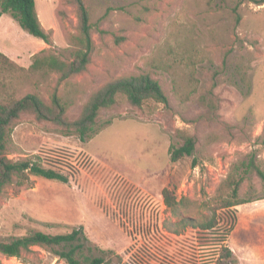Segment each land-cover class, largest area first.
Returning a JSON list of instances; mask_svg holds the SVG:
<instances>
[{"label": "rangeland", "instance_id": "rangeland-1", "mask_svg": "<svg viewBox=\"0 0 264 264\" xmlns=\"http://www.w3.org/2000/svg\"><path fill=\"white\" fill-rule=\"evenodd\" d=\"M87 3L96 44L87 70L63 80L58 73L21 75L18 97L34 92L50 103L56 93L68 104V118L76 120L94 91L147 71L162 84L169 104L139 108L121 96L100 112L95 132L85 140L54 122L23 114L13 127L10 156L65 152L76 170L68 182L31 176L18 192L8 186L0 196V240L82 228L86 250L105 256L104 264H215L219 248L209 241L218 240L225 225L237 261L264 264V181L255 175L240 189L239 197L251 202L241 205L234 224L221 221L214 231L178 224L184 217H210L219 186L252 154L264 169V3ZM36 4L52 44L4 13L0 50L26 68L42 50L74 59L75 5L65 0ZM178 131L195 136L196 145L192 155L172 162L170 149L182 142ZM171 182L181 199L176 213L163 198ZM0 264L69 263L48 248L33 246L21 257L0 253Z\"/></svg>", "mask_w": 264, "mask_h": 264}, {"label": "trees", "instance_id": "trees-1", "mask_svg": "<svg viewBox=\"0 0 264 264\" xmlns=\"http://www.w3.org/2000/svg\"><path fill=\"white\" fill-rule=\"evenodd\" d=\"M253 1L257 4L264 3V0ZM65 3L76 7L77 32L71 35L74 59H64L56 52L42 50L34 55L32 64L26 68L0 50V196L10 185H13L18 192L30 181L31 176L68 182L75 174L76 168L71 161V155L65 152L33 154L17 159L10 156L13 127L23 114H33L38 120L54 122L66 130L76 132L81 139L85 140L95 132L100 112L103 109L112 108L121 96L131 105L139 108L169 104V97L162 84L147 71L116 78L94 91L76 120L68 118V104L56 93L53 94L50 103L34 92L18 97L16 85L21 75L41 74L47 77L52 73H58L60 79L63 80L87 70L96 49L90 8L87 0H65ZM4 13H10L31 35L42 39L49 45L52 44V32L43 27L36 0H0V16ZM61 14L63 17L66 16L63 11ZM237 20H240L239 15ZM177 134L182 142L179 146L171 147L172 162L192 155L196 145L195 136L184 131H178ZM261 143L264 145V137ZM253 175L264 181V169L257 162L255 154H252L248 161L237 165L224 179L214 199L215 206L211 208L210 217L201 220L184 217L178 224L184 228L190 226L203 231L220 229L221 221L234 224L237 222V206L251 202L250 199L240 198L239 192L243 183ZM176 191L177 185L172 182L163 189L164 201L174 213L177 212V206L181 202V199L177 198ZM223 229L218 240L209 241L216 242L219 248L215 264H240L227 244L230 228L224 225ZM171 232L181 234L179 229H173ZM84 239L87 238L82 228H74L69 233L59 234L34 231L24 236L0 240V253L7 257H21L33 246H41L50 249L69 264H104L105 256L88 253L82 242ZM166 255L172 262V256Z\"/></svg>", "mask_w": 264, "mask_h": 264}, {"label": "crops", "instance_id": "crops-1", "mask_svg": "<svg viewBox=\"0 0 264 264\" xmlns=\"http://www.w3.org/2000/svg\"><path fill=\"white\" fill-rule=\"evenodd\" d=\"M262 200H264V198H263ZM244 204H245V203H244ZM241 205H243V204H240V205L237 206V216H238V214H239V210H240Z\"/></svg>", "mask_w": 264, "mask_h": 264}]
</instances>
